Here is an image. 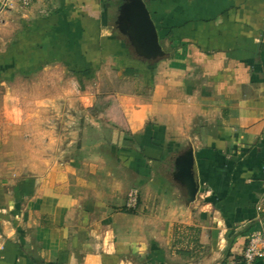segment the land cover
Wrapping results in <instances>:
<instances>
[{"label": "crops", "instance_id": "crops-1", "mask_svg": "<svg viewBox=\"0 0 264 264\" xmlns=\"http://www.w3.org/2000/svg\"><path fill=\"white\" fill-rule=\"evenodd\" d=\"M145 1L155 62L118 26L125 0L0 5V264H246L264 228V0ZM107 68L134 88L78 78ZM190 144L186 204L172 172Z\"/></svg>", "mask_w": 264, "mask_h": 264}, {"label": "water", "instance_id": "water-1", "mask_svg": "<svg viewBox=\"0 0 264 264\" xmlns=\"http://www.w3.org/2000/svg\"><path fill=\"white\" fill-rule=\"evenodd\" d=\"M120 12L119 28L127 34L138 56L154 62L167 56L145 0H125ZM174 166L172 177L182 187L186 204L195 202L201 182L194 147L191 144L179 152Z\"/></svg>", "mask_w": 264, "mask_h": 264}, {"label": "rangeland", "instance_id": "rangeland-1", "mask_svg": "<svg viewBox=\"0 0 264 264\" xmlns=\"http://www.w3.org/2000/svg\"><path fill=\"white\" fill-rule=\"evenodd\" d=\"M15 2L17 4H19L17 2V0H15ZM4 3H5V0H0V5H2ZM22 8L26 9L28 7H22ZM0 48H1V46H0ZM135 73H139V72H135ZM148 73H150V72H148ZM132 74H134V73H132ZM132 74H127L126 78H124V81H122V79H120L116 76L115 70L107 68L103 72H101V71L98 72V70H94L93 72H83L82 75H80V74L78 75V78H80L82 81H84L86 83H88V82L90 83V82H94V81L102 82V84H105L104 92L105 91H107V92L108 91H124V92L128 93L129 91H131L134 88V87L132 88V86H134V83L129 82V78L134 77V75H132ZM142 74H146V72L145 73L142 72ZM3 77H1V78H3ZM131 80H132V78H131ZM1 92H2V89L0 87V94H1ZM110 95L111 94H106L104 97L107 98V100H114L113 97L110 98ZM107 96H109V97H107ZM105 98H104V100H106ZM103 102H105V101H103ZM170 178H171V176H170Z\"/></svg>", "mask_w": 264, "mask_h": 264}, {"label": "built area", "instance_id": "built-area-1", "mask_svg": "<svg viewBox=\"0 0 264 264\" xmlns=\"http://www.w3.org/2000/svg\"><path fill=\"white\" fill-rule=\"evenodd\" d=\"M21 7H29L33 0H17ZM135 196H132L134 200ZM264 260V228L248 233L247 244L241 254V261L246 264Z\"/></svg>", "mask_w": 264, "mask_h": 264}, {"label": "trees", "instance_id": "trees-1", "mask_svg": "<svg viewBox=\"0 0 264 264\" xmlns=\"http://www.w3.org/2000/svg\"><path fill=\"white\" fill-rule=\"evenodd\" d=\"M0 68H1V77L3 76L2 73H3V70H2V67L0 65ZM16 72H14L13 74H15Z\"/></svg>", "mask_w": 264, "mask_h": 264}, {"label": "flooded vegetation", "instance_id": "flooded-vegetation-1", "mask_svg": "<svg viewBox=\"0 0 264 264\" xmlns=\"http://www.w3.org/2000/svg\"><path fill=\"white\" fill-rule=\"evenodd\" d=\"M118 26H119V24H118Z\"/></svg>", "mask_w": 264, "mask_h": 264}]
</instances>
